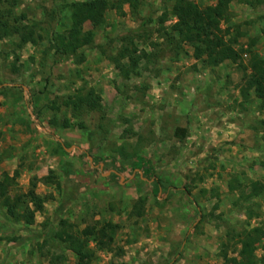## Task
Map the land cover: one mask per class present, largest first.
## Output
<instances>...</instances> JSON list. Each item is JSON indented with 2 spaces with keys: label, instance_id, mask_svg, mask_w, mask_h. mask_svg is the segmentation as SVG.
<instances>
[{
  "label": "rangeland",
  "instance_id": "374dc122",
  "mask_svg": "<svg viewBox=\"0 0 264 264\" xmlns=\"http://www.w3.org/2000/svg\"><path fill=\"white\" fill-rule=\"evenodd\" d=\"M8 1L1 10L24 15L23 24L42 37L22 46L17 35L0 39V177L15 175L12 195L25 193L36 176L35 191L51 198L32 224L13 221L0 206V264H46L60 250L65 264H76L74 252L50 235L61 218L78 229L117 224L112 250H95L90 264H222L224 252L236 256V235L264 222V189L249 198L251 182L264 184V106L239 91L249 52L206 66L188 42L155 31L174 0H138L136 10L125 3L122 15L107 10L78 63L50 48L77 0ZM192 1L201 8L216 2ZM228 12L220 27L229 26L235 47L263 56L264 0H232ZM144 18L148 39L134 42L148 55L137 75L123 79L110 56ZM87 88L102 108L74 117L62 101ZM177 126L185 137H176ZM137 155L158 185L131 167ZM48 174L53 181H44ZM255 256L264 264V239Z\"/></svg>",
  "mask_w": 264,
  "mask_h": 264
},
{
  "label": "trees",
  "instance_id": "16d2710c",
  "mask_svg": "<svg viewBox=\"0 0 264 264\" xmlns=\"http://www.w3.org/2000/svg\"><path fill=\"white\" fill-rule=\"evenodd\" d=\"M4 1L8 0H0V39L17 35L20 39L19 46L27 42L36 43L38 38L42 36L38 34L36 37V30L34 26H31L32 24H23L24 15L19 18L11 17L10 10L2 11L1 7ZM13 1L16 2V0ZM231 1L216 0L215 4L201 8L192 0H174L170 10H164L159 16V26L155 31L160 37L167 36L171 37L173 41L188 42L193 48L194 57L201 60L206 66H215L225 60L239 62L242 53L249 52L248 65L244 66V70L249 71H246L242 78L239 87L240 95L242 99L247 100L250 93H253L263 107L264 55L259 56L250 48H236L237 37L231 34L229 26L225 29L220 27L222 19H229L228 10ZM8 3L11 5L10 1ZM125 3L130 5L131 9H137L138 0H77L71 2L68 5L70 9L68 25L61 30L52 32L50 48L56 54L71 56L78 63L83 62L85 53L82 48L94 43V28L104 23L105 13L109 9H115L118 14L122 15ZM169 16L175 19L169 26H166L165 23L169 20ZM148 21L144 18L135 29L128 30L127 37L122 38L121 45L114 55L110 56L118 75L123 79L137 75L141 59L148 55L146 50L140 49L134 42V40L144 37L148 39ZM86 22L91 26L88 29L84 27ZM226 35H228L227 38ZM12 67L13 71L18 70L15 64ZM62 103L72 111L74 117H77L81 110H100L102 108L101 96L95 93L93 88H87L85 91L79 89L75 94L66 96ZM262 123L264 124V120H262ZM63 125H68L67 119H65ZM174 134L176 137L183 138L186 136V129L177 126ZM261 137L264 140V130H262ZM65 147H67L66 144H61L62 149ZM75 151L78 152L79 150L75 149ZM131 167L140 170L146 179L153 180L155 186L158 185L157 179L151 174L152 167L144 157L137 155ZM110 174L113 178L118 176L116 169H113ZM39 179L36 176L32 177L30 187L25 193L10 195L16 184L15 175H10L5 171L2 172L0 177V206L5 209L6 214L13 221L32 224L35 214L43 212L45 203L51 196L47 197L35 191ZM44 181L51 182L53 180L48 174ZM56 184L59 185L58 182ZM229 189L233 191L235 187L230 186ZM263 189V183L251 182L249 198L259 196ZM248 215L253 216L252 211H249ZM116 227L117 224L108 221L99 226L86 225L78 229L75 228L72 222L61 218L58 227L50 235L53 240L57 241V246H63L64 250L74 252L76 264H90L95 256V250H112L113 234ZM263 239L264 222L249 229H243L236 235V244L239 245L237 255L228 256L224 252L222 255L224 262L222 264H255V250L257 244ZM88 241L93 242L94 246H88ZM36 245H39V247L47 245V240L36 243ZM63 254L61 250L58 254L56 251L49 253L46 264H65Z\"/></svg>",
  "mask_w": 264,
  "mask_h": 264
},
{
  "label": "crops",
  "instance_id": "0c3cea01",
  "mask_svg": "<svg viewBox=\"0 0 264 264\" xmlns=\"http://www.w3.org/2000/svg\"><path fill=\"white\" fill-rule=\"evenodd\" d=\"M66 148V147H65Z\"/></svg>",
  "mask_w": 264,
  "mask_h": 264
}]
</instances>
